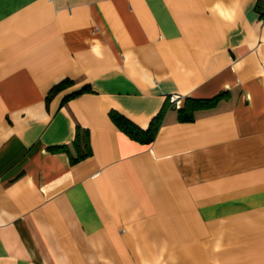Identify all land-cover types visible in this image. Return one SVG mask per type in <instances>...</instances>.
Wrapping results in <instances>:
<instances>
[{
    "label": "crops",
    "instance_id": "obj_1",
    "mask_svg": "<svg viewBox=\"0 0 264 264\" xmlns=\"http://www.w3.org/2000/svg\"><path fill=\"white\" fill-rule=\"evenodd\" d=\"M0 264H264V0H0Z\"/></svg>",
    "mask_w": 264,
    "mask_h": 264
},
{
    "label": "trees",
    "instance_id": "obj_2",
    "mask_svg": "<svg viewBox=\"0 0 264 264\" xmlns=\"http://www.w3.org/2000/svg\"><path fill=\"white\" fill-rule=\"evenodd\" d=\"M70 80H64L58 85L55 86V91L62 89L65 85H68ZM88 86H83L71 93H69L67 96H73L75 94L80 93L83 90H87ZM217 100V97L211 98V99H197V98H186L184 100V105L178 109V114L180 119L189 120L192 118L193 113L195 110L204 108V107H210L215 104ZM112 118L118 125L120 129H122L124 132H126L132 139L141 141V142H149L153 139L156 131V125L153 123L155 120H158L161 116V112H159L155 117H153L150 121L149 126L147 129H141L136 124L131 122L128 118L120 115L119 113H112ZM73 145L77 151V156L75 158H72V162L79 161L83 159L84 157L88 156L90 154V148L88 144V138L87 133L79 134L77 133L76 138L73 142ZM64 149V151L68 152L67 147H61ZM69 153V152H68Z\"/></svg>",
    "mask_w": 264,
    "mask_h": 264
},
{
    "label": "built area",
    "instance_id": "obj_3",
    "mask_svg": "<svg viewBox=\"0 0 264 264\" xmlns=\"http://www.w3.org/2000/svg\"><path fill=\"white\" fill-rule=\"evenodd\" d=\"M173 98H175V96H172Z\"/></svg>",
    "mask_w": 264,
    "mask_h": 264
}]
</instances>
